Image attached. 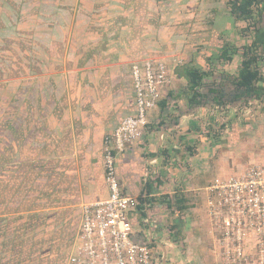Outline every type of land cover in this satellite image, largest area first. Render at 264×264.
Returning <instances> with one entry per match:
<instances>
[{
  "label": "crops",
  "instance_id": "1",
  "mask_svg": "<svg viewBox=\"0 0 264 264\" xmlns=\"http://www.w3.org/2000/svg\"><path fill=\"white\" fill-rule=\"evenodd\" d=\"M222 1L0 0V39L25 44L12 43L23 66L0 82V170L24 182L23 210L0 213V264H67L82 204L108 195L103 141L133 113L129 65L144 57L165 60L172 82L116 157L121 192L137 200L132 238L154 264H222L206 187L264 165V81L259 99L233 84L249 42L264 78V2L242 37ZM223 48L231 60L219 61ZM194 69L205 75L191 86Z\"/></svg>",
  "mask_w": 264,
  "mask_h": 264
},
{
  "label": "built area",
  "instance_id": "2",
  "mask_svg": "<svg viewBox=\"0 0 264 264\" xmlns=\"http://www.w3.org/2000/svg\"><path fill=\"white\" fill-rule=\"evenodd\" d=\"M175 64L181 63L174 59ZM134 110L104 138L102 166L108 195L82 204L76 243L67 264H154L150 248L132 238L128 211L134 196L121 192L116 157L138 140L147 114L172 82L168 63L144 57L129 65ZM209 233L222 264H264V165L255 163L240 174L218 178L206 187Z\"/></svg>",
  "mask_w": 264,
  "mask_h": 264
},
{
  "label": "trees",
  "instance_id": "3",
  "mask_svg": "<svg viewBox=\"0 0 264 264\" xmlns=\"http://www.w3.org/2000/svg\"><path fill=\"white\" fill-rule=\"evenodd\" d=\"M222 2L229 9L235 20L241 21L245 25L244 27H240V29H238V32L241 35L245 36L249 32L255 30L257 23L256 14L262 7L264 0H223ZM226 50L223 48L222 51H220V62L231 60V56H228ZM259 64L260 59L259 55L256 53L255 43L249 42L248 45H242L241 62L233 84L235 88L242 91H249L250 94H254L258 99L262 95V92H257L258 86L256 85V82L260 79L264 81V78H261ZM189 75L190 85L194 86L200 83L201 78L205 75V73L203 74L194 69L189 71ZM220 106L223 108L222 105Z\"/></svg>",
  "mask_w": 264,
  "mask_h": 264
},
{
  "label": "rangeland",
  "instance_id": "4",
  "mask_svg": "<svg viewBox=\"0 0 264 264\" xmlns=\"http://www.w3.org/2000/svg\"><path fill=\"white\" fill-rule=\"evenodd\" d=\"M250 33L251 32L245 35V37L248 36ZM241 36L244 37L243 35ZM12 43L17 44L18 50L24 51L23 50L25 46L24 39H0V82H2L1 81L2 79H6L9 77V73L12 71V69H14L15 63L17 64L16 67H18V69H20L19 67H21V65L23 66V63L19 62L20 63L19 64L18 62H15V60L13 61V59L16 57V53L13 51L11 47ZM2 101L3 100L1 99L0 100V117L2 115H6L5 113L8 112V108L7 106H5L6 104L3 103ZM2 127H3V124L2 122H0V131ZM9 167H10V164H9ZM10 169H12V167H10ZM23 184H24L23 179H20V177H18L16 172L8 173L7 167H5L4 170H0V213L9 212V210L7 209L8 207H15L14 208L15 210L23 207V200L19 204L16 203L18 201L16 196H23ZM21 210H23V208H21ZM17 212H22V211L18 210ZM22 224L24 225L23 222ZM23 231L25 233L24 228H23ZM28 239H29V234H25V235L19 234L17 237H13L12 241L13 243L25 244L27 243ZM208 243H211L210 240H208ZM210 252H211V248H210ZM13 261H15V259ZM10 264H13V263H10Z\"/></svg>",
  "mask_w": 264,
  "mask_h": 264
}]
</instances>
